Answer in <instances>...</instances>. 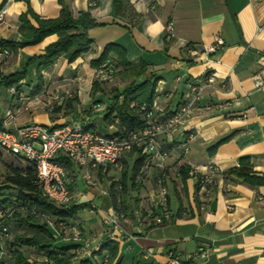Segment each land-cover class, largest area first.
Returning <instances> with one entry per match:
<instances>
[{
    "label": "crops",
    "instance_id": "obj_1",
    "mask_svg": "<svg viewBox=\"0 0 264 264\" xmlns=\"http://www.w3.org/2000/svg\"><path fill=\"white\" fill-rule=\"evenodd\" d=\"M2 2L0 40H20L18 17L26 11V2ZM63 2L74 17L90 11L101 23L88 30L91 48L72 63L58 57L41 72V81L35 76V65H30L15 95L0 87L2 116L22 102L27 105L8 123L9 129L29 123L54 129L81 121L84 128L104 136L116 132L115 124L103 116L110 99L123 90L126 81L115 75L112 82L94 84L96 67L90 64L107 43L123 47L130 63H144L158 78L153 111L159 119L184 101L187 81L206 74L216 79V86L203 93L184 126L170 137L158 136L159 145L168 153L163 167L146 159L138 178L140 189L127 194L130 201L117 229L104 224L103 218L114 212L112 184L119 182L122 169L131 167L135 155L127 153L120 168L110 167L106 173L93 170L94 180L98 177L101 182L97 189L90 188L83 180L84 170L67 159L69 163L63 164L65 184L74 194L72 203L87 204L68 226L53 235L58 243L80 245L68 264H80L83 259L102 264L106 252L97 251L107 240L117 242L118 252L106 264H166L169 252L183 256L196 251L204 258L181 264H264V184L252 187L226 176L239 166L240 157L247 156L253 171L264 178V85L256 88L252 80L255 73L264 70V0H126L118 14L113 12L112 0ZM28 3L43 18L60 13L59 0ZM168 22L173 26L169 40L164 34ZM216 36L223 40V46L205 59L201 51ZM55 39V35L47 36L0 59V74L20 72L28 58L43 54ZM188 45L195 54L186 52ZM37 85L41 89L34 93ZM54 92L61 99L52 103L50 111L47 101ZM228 136L209 154L210 147ZM181 164L211 167L215 185L209 197L199 191L191 174L184 184L180 182L177 167ZM159 179L168 192L166 206L171 220L152 226L147 211L157 210ZM30 258L35 264H51L44 255Z\"/></svg>",
    "mask_w": 264,
    "mask_h": 264
},
{
    "label": "trees",
    "instance_id": "obj_2",
    "mask_svg": "<svg viewBox=\"0 0 264 264\" xmlns=\"http://www.w3.org/2000/svg\"><path fill=\"white\" fill-rule=\"evenodd\" d=\"M6 1L3 0L2 5ZM24 1L27 5L26 11L18 17V31L21 38L20 40L1 39L0 50L7 49L12 53L19 48L37 44L50 35H55L56 39L44 48L43 54L28 58L20 72L8 75L0 74V87L7 89L14 87L16 93L20 89V82L27 77L30 65H35V76L41 81V72L51 66L58 57H63L68 63H72L82 54L88 52L93 42L88 35V30L101 24L96 22L90 11H82L77 17H74L71 9L63 0H59L60 13L55 18L40 17L32 11L28 0ZM124 1L126 0H112L114 14L121 11ZM106 61H110L116 67L115 75L122 81H126L123 90L114 94L110 99L111 101L103 116V120H109L117 127L113 134L120 135L143 124L142 115L134 110L131 103L151 104L155 96L158 78L147 70L144 63H130L125 49L115 43H107L99 57L92 60L90 64L97 68ZM94 84H98V82L94 81ZM40 89V85H37L34 93ZM2 120L3 116L0 111V129L2 128ZM85 129L89 128L85 127ZM230 137H225L216 142L209 148V154H213L218 145ZM130 153L135 155L133 164L127 170L122 169L119 182L113 183L111 186L114 211L122 214V216L127 211V202L130 201L127 194L140 189L138 178L148 158L138 149H133ZM0 154H6V159L0 155L5 170L3 179L0 181V226H5L9 235L3 239V246L9 254L4 256L3 262L6 264H35V261L26 254V251L30 250L35 254L44 255L48 263L68 264L80 245L58 243L53 235L56 231H62L68 226L69 221L76 217L78 211L86 208L87 204L71 202L65 206L56 205L43 195L41 183L31 161L22 155L12 154L2 148H0ZM53 160L62 165L69 163L67 158L62 155L56 156ZM190 170L191 167L186 164L177 167L182 184L190 176ZM226 176L252 187L264 184V178L253 171L247 156L240 157L239 166L228 171ZM196 187L198 188L197 182ZM117 198H120L119 202ZM157 210H153V214L149 217L151 222L152 218L159 214ZM46 218L51 221L52 225L46 221ZM170 220L171 217L158 226L164 225ZM151 224L152 226L155 225L153 222ZM104 252H106L105 256L108 261L113 260L118 252L117 242L107 240L97 251L98 254ZM80 264L93 263L89 259H83Z\"/></svg>",
    "mask_w": 264,
    "mask_h": 264
},
{
    "label": "built area",
    "instance_id": "obj_3",
    "mask_svg": "<svg viewBox=\"0 0 264 264\" xmlns=\"http://www.w3.org/2000/svg\"><path fill=\"white\" fill-rule=\"evenodd\" d=\"M93 5V3H91ZM4 10H0V21L3 19ZM165 38L169 40L173 35V26L168 22L164 28ZM223 46V40L216 36L212 44L206 46L202 51L205 59L216 54ZM186 52L190 55L196 53L191 46H186ZM11 52L7 49L0 50V59L9 57ZM117 69L109 61L102 63L94 70L93 81L98 83L111 82ZM82 78L77 77L80 81ZM254 86L259 88L264 85V70L255 73L252 76ZM216 86L214 75L209 74L201 78L189 80L186 82L185 99L180 106L165 118L159 119L154 111L155 98L151 104L132 102L131 106L137 113L142 115L143 124L122 134H112L104 136L91 129H85L81 121L66 123L57 128L49 129L48 127L38 124L29 123L8 128V123L15 119L16 114L27 109L25 103L8 109L3 116L2 128L0 129V148L12 154H19L34 164L37 177L42 186L43 195L56 205H68L72 202L74 194L68 190L65 184L67 177L64 166L53 160L57 155L63 153L75 166L84 170L83 180L90 188H96L97 183L94 180L92 171L97 170L106 173L110 167L120 168L123 158L133 149H138L142 154L153 159L158 167H163V162L167 157V151L161 148L158 143V136L164 135L170 137L179 127L184 126L193 110L198 107L203 93ZM9 92L16 94V89L10 87ZM71 97V94H67ZM61 99L58 92L51 94L47 101V109L51 111L52 103ZM210 108V106H205ZM147 162V161H146ZM145 162V164H146ZM145 166V165H144ZM211 167L192 166L190 174L194 176L198 183L199 191L206 197L212 193L215 185L212 176ZM159 187L158 200L156 208L158 215L152 218L155 225L161 224L164 220L171 217L167 209L166 201L168 192L162 181H157ZM153 210L147 211L150 217ZM122 214L113 212L112 215L103 218L104 224L111 225L113 229L119 226V219ZM46 221L52 225L51 221ZM62 225V223H60ZM64 227V226H62ZM77 234V231H75ZM7 228L0 226V264H6L3 261L4 256H8V250L3 246V239L8 237ZM7 254V255H6ZM202 252L187 253L181 256L179 253L169 252L166 264H181L182 261H189L195 258H204ZM108 258L105 256L102 264H106Z\"/></svg>",
    "mask_w": 264,
    "mask_h": 264
},
{
    "label": "rangeland",
    "instance_id": "obj_4",
    "mask_svg": "<svg viewBox=\"0 0 264 264\" xmlns=\"http://www.w3.org/2000/svg\"><path fill=\"white\" fill-rule=\"evenodd\" d=\"M116 78L114 77V79L112 80V81H114ZM111 81V82H112ZM112 84V83H111ZM111 84H109V85H111ZM1 155V157L3 158V159H6V154H0ZM4 172H5V170H4V167H3V165H2V163H1V160H0V181L3 179V176H4ZM83 175V174H82ZM82 175H81V177H82ZM96 178V177H95ZM95 181H96V183H97V186H96V188H94V189H97V188H100V186H101V182H100V179L97 177L96 179H95ZM117 184V183H116ZM26 254L28 255V256H30V255H35V253L34 252H32V251H30V250H27L26 251Z\"/></svg>",
    "mask_w": 264,
    "mask_h": 264
}]
</instances>
